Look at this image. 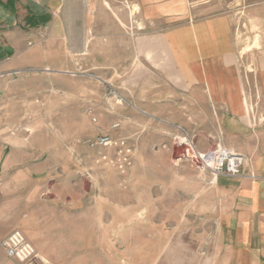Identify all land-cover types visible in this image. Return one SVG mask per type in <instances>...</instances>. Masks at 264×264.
I'll return each mask as SVG.
<instances>
[{
	"label": "rangeland",
	"instance_id": "obj_1",
	"mask_svg": "<svg viewBox=\"0 0 264 264\" xmlns=\"http://www.w3.org/2000/svg\"><path fill=\"white\" fill-rule=\"evenodd\" d=\"M127 1L112 0L126 22L102 31L115 41L105 45L111 57L128 55L126 40L152 30ZM80 24L71 29L74 38L83 34ZM86 31L89 44L58 46L65 60L57 74L29 76L0 92V132L28 138L49 166L42 186L52 190V205L39 216H75L73 251L53 264H199L227 195L222 176L185 154L225 145L192 136L202 127L200 110L185 108L172 90L161 92L144 58L133 73L123 57L117 67L99 62L96 22ZM145 48L139 41V52Z\"/></svg>",
	"mask_w": 264,
	"mask_h": 264
},
{
	"label": "crops",
	"instance_id": "obj_2",
	"mask_svg": "<svg viewBox=\"0 0 264 264\" xmlns=\"http://www.w3.org/2000/svg\"><path fill=\"white\" fill-rule=\"evenodd\" d=\"M127 2L146 14L142 22L152 30L123 36L129 54L111 57L105 45L115 41L102 31L126 22L112 0H0V92L23 86L29 76L57 74L64 59L58 46L89 44L86 29L96 22L93 38L104 46L99 62L103 57L117 67L123 57L133 73L144 58L161 92L172 90L185 108L200 110L202 127L192 136L219 141L243 157L237 177H221L227 205L213 217L215 236L198 251V258L205 256L199 264H264V0ZM75 21L81 22L80 38L71 35ZM18 89L14 98L24 91ZM27 140L0 132V242L18 229L38 258L53 264L57 255L73 251L75 216H39L52 205V190L42 186L49 166ZM0 264L20 263L0 246Z\"/></svg>",
	"mask_w": 264,
	"mask_h": 264
},
{
	"label": "built area",
	"instance_id": "obj_3",
	"mask_svg": "<svg viewBox=\"0 0 264 264\" xmlns=\"http://www.w3.org/2000/svg\"><path fill=\"white\" fill-rule=\"evenodd\" d=\"M106 141L107 138H103L100 143ZM185 156L197 161L201 170L207 171L214 178L237 176L243 164V157L239 153L220 147L202 153L191 150L186 152ZM0 246L8 258L21 264H45L38 258L33 245L18 229L12 230L3 238Z\"/></svg>",
	"mask_w": 264,
	"mask_h": 264
}]
</instances>
